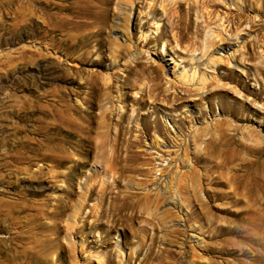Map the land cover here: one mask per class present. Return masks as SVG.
I'll use <instances>...</instances> for the list:
<instances>
[{"label":"rangeland","instance_id":"1","mask_svg":"<svg viewBox=\"0 0 264 264\" xmlns=\"http://www.w3.org/2000/svg\"><path fill=\"white\" fill-rule=\"evenodd\" d=\"M88 1L0 0V264H21L42 241L48 257L61 258L52 264H102L100 257L111 264H264L263 229L238 221L233 213L241 204L233 205L225 194L235 177L258 178L264 185V0H216L215 7L204 0H107L108 25L98 40L88 38L87 29L76 32L74 40L70 9H86ZM178 1L193 6L182 39L171 24L174 17L166 16ZM244 1L248 19L240 22L235 6L242 11ZM153 3L155 13H150ZM82 37L88 39L85 46ZM123 42L130 43L129 50L118 54L117 44ZM156 69L158 76L150 73ZM94 79L98 93L108 92V101L99 102L96 91L90 94L88 83L82 86ZM90 95L93 113L99 112L97 104L114 106L105 155L119 125L125 139L136 134L143 142L122 151L138 157L143 170L136 178L151 180L140 187L131 183L130 190L156 185L166 190L173 177V187L186 192L196 185L204 200V189L209 190L205 215L176 198L179 217L158 225L145 204L132 222L146 231L143 241L120 222L93 215L96 203L98 209L103 206L101 180L107 186L115 174L107 158L103 164L95 160L94 145L80 132L67 133V108L86 107L84 98ZM213 137L216 142L206 149ZM94 170L99 176L92 195L78 209ZM218 191L222 194L216 197ZM262 194L255 206L264 213ZM166 196L157 212L171 206ZM59 198L56 219L51 213ZM73 221L76 228L67 229ZM175 225L183 233L171 232ZM52 236L53 242L46 240Z\"/></svg>","mask_w":264,"mask_h":264},{"label":"bare ground","instance_id":"2","mask_svg":"<svg viewBox=\"0 0 264 264\" xmlns=\"http://www.w3.org/2000/svg\"><path fill=\"white\" fill-rule=\"evenodd\" d=\"M204 1H205V4H207V6L215 7V6L219 5L216 2V0H204ZM106 4H107V0H91V1L86 2V5H85L86 9L83 8L82 10L77 9L74 5H72V7L70 9V28L72 31H74V33L72 34V38L74 40H76V38H77L76 35L78 33L76 34V32H79L80 30H84V29L85 30L87 29L86 31L89 30V33L86 32L87 34L90 35L88 38L94 37L95 39L98 40V37L102 34L103 29L105 27L107 28V25H108V23L105 19V16H104L105 13L103 11V6ZM155 5H156V3H153L152 5H150L151 6L150 7V13H155ZM235 7L239 10V13H238L239 21L241 20V18H243V20L248 19V14H245V9H247V7H248L247 5H245V1H244V7L242 8V11H241V7H238V5ZM192 9H193V6L189 5V6L185 7L183 2L178 1L175 3L173 8L166 13V16L170 15L171 17H174L173 20L171 21V24L173 25V27L176 28V35L179 39H182L184 37L187 38V34H188V30L190 28L191 22L187 21L186 17L190 15ZM123 13H125V12H123ZM80 17L82 19L79 20L78 18H80ZM108 19H110V18H108ZM123 19H124V23H125L127 21V18L125 17ZM125 25H128V24L125 23ZM111 27H113V26H111ZM80 33H81V31H80ZM223 39L225 40V38H223ZM87 40L88 39L83 38L80 41L81 45L82 46L87 45L88 44ZM129 40H130V38H129ZM108 44L110 45L111 42L108 41ZM129 44H126L124 42L117 44V53L118 54L122 53L124 50H126L128 48ZM73 45H75V44L73 43ZM226 49H227V47H225V46L219 48V50H226ZM127 50H129V49H127ZM124 53H126V51ZM88 57H89V55L86 56V58H88ZM212 63H213V61H212ZM150 73H155V76H158V69L151 71ZM192 75H191L192 76L191 80L194 78L195 74H192ZM186 78H187L186 74H183L182 75V81H185ZM104 79H105V81L104 80L103 81L107 85V83H109V79L108 78H104ZM87 83L89 84L90 94L91 93L93 94L94 91H96L95 95L96 96L98 95V97H99L98 99H100L99 102L106 100V99L108 101V98H110V97H108V92L104 91V92L98 93V91H97L98 87H97V83H96L95 79L90 80L89 82H84V84L82 86H86ZM105 84H104V86H106ZM156 85H157V83L153 84L154 87ZM105 90H106V88H105ZM72 91L75 92V90H72ZM92 96H94V95H92ZM92 99H91V95H90V99H88V100H87V98H84V101L87 104V106L84 108L78 107L74 103L69 105V108H67L69 110L68 121H67V127H68L67 133H68V135L76 136L78 134V132H80L81 136L84 137L85 141H88L94 145L95 160H97L98 162L99 161L102 162V160L107 158V161H110V166H109L110 170L113 171V173L116 175V176L115 175L113 176L112 182L110 184H108L107 186L103 184L105 182V180H103V181L101 180L100 185H99V195H100V199H101L100 202L103 203V206H102V208L99 207V209H98V205L100 203L98 202V205L96 203V205L94 206V209L91 211V212H93V215L95 217H97V219H99V217H106L107 221L111 220L112 224H113V222H117V223L120 222L121 225L128 227V229H130L132 231V236L137 237L138 240L140 239V241H143L145 239L147 233L145 230H140L139 228L138 229L133 228L132 222L134 219L140 217L138 215V213H140V211L141 212L145 211V210L142 211L143 210L142 207L145 206V204L148 205L146 207L151 206L153 208V210L155 211V212H153V210H152L151 213H153V215L152 214L151 215L153 217L155 216L158 218V222H157L158 225L165 223L167 220H171L173 217H179V216H177L178 214L176 212V209H177L176 207H178L180 203H178L179 200L177 201L176 198H180L182 204L186 203L185 206L193 207V208H194V206L198 207L200 209L199 212H201L203 215H205V213L207 212L208 207H209V199L212 198V194H210L209 190L204 189V191L206 193V197L208 199V200H204L200 196V194H199L200 189L196 185L187 186V187H192V190L191 191L187 190L186 192H184L183 190H179V188H177V187L176 188L173 187V185H172L173 184L172 183L173 177H170V179H169V183L171 184V185L169 184L170 186L164 185V187H168L166 190H165V188L164 189L159 188V186L156 184H155L156 185L155 189H153V188H151V189L146 188L145 189V187L143 186V187H141V189L144 188L143 190H139V189H135V191H133V189L130 190L131 188H129V186L131 183L132 184L135 183L137 185V187L138 186L140 187L142 185H146L147 182L151 181L148 178H139V179L136 178L135 174L136 173L139 174V172H141L143 170L141 165L136 164L138 157L129 158V156L126 154L122 155V151L125 150L127 152L128 146L136 144V143H143V142H141V139L139 137H137L136 134H135L133 139H130V138L125 139L123 127L121 129L120 127L122 125H119V128L116 129V132L114 133L112 143L110 144L111 153L110 154L107 153L105 155L104 150L107 149L109 141H110L109 140V133L111 130V125H110L111 121L110 120H111V113L113 112L112 107H114V106H112V104H110L109 106L107 104L105 106V105H103L104 103L102 102L103 103L102 105H101V103L97 104L99 112L93 113L94 111L93 112L91 111V108H92L91 100ZM106 103H109V102H106ZM115 106H116V104H115ZM93 109H94V107H93ZM56 117L59 118V110L58 109L56 110ZM119 120H120V116H119L118 121L116 120L117 124L120 123ZM134 125H136V124H134ZM117 127H118V125H117ZM219 129H221V127ZM157 139H158V137H157ZM191 139L195 143V145L198 146L199 138L197 139V137L195 138L193 136ZM215 142H216V138L213 137L212 140L210 138V140L208 142H206V144H205L206 149L208 148V145H213ZM123 147H125V149H123ZM185 155H187V154L184 153V156ZM102 164H103V162H102ZM144 166H145V164H144ZM96 171L94 170V172H92L90 174V176L87 178V180L85 182L86 183L85 191L83 190V192L80 193L79 200H77V201H79V204L77 202V204H78L77 207L79 205H80V207H82L83 206L82 203L85 201V199L86 198L88 199L92 195V191H93L92 189L95 186V185L93 186V184H95L94 182L96 181V179L99 176V172H96ZM105 173L106 172H104V174ZM109 173H111V172H109ZM103 176H106V175H103ZM235 178H232V181L230 183V186H229L230 191H227V193H225L226 195H229V198L233 199L231 202V203H233V205L234 204H237V205L241 204V210L237 214L236 213H233V214L237 217L238 221L239 220L245 221V222L255 226L258 229H263V231H264V213L261 212V210L258 206H255V203L260 198H262V196H263L262 193H264V189H263L264 185L262 184V180L258 179V178H254V177H252L250 179H247L246 177L241 178V179L239 177H235ZM162 181H164V179ZM167 181H168V179H167ZM85 183H84V185H85ZM152 183H153V181H152ZM91 186H93L92 189H91ZM218 192H216L214 194V195H216V197H219L222 194V193H220V192L218 193ZM166 194L169 196V198L171 200L169 202V204L171 206H168V207L160 210L159 212H157L159 205L166 199V197H167ZM67 198H69V196ZM59 199H57V200L55 199L54 209L51 213L56 219H57V217H60V214H61V212L57 210V208L60 207V202H61V199L60 200ZM174 199H176V201ZM249 200H253L254 202L251 204L249 202ZM66 202H67V200H66ZM70 206H74V205L71 204ZM80 207H78V209H80ZM179 209H181V207ZM80 211L81 210H79V213H80ZM147 211H148V209H147ZM76 212H78L77 209H76ZM235 212H237V210ZM79 213H76V214L78 215ZM148 213H149V211H148ZM196 213H198V212L196 211ZM74 214L72 216H75ZM147 215L149 216V214H147ZM203 215H201V216H203ZM70 216L71 215H69V217ZM72 216L70 218H72ZM152 219H154V218H152ZM186 220H187V218H186ZM194 220H195V218H194ZM155 221H157V220H155ZM54 222L58 223L59 227H61L60 222H57V221H54ZM150 222H151V220L146 222V223L150 224ZM191 225L192 224H190V226ZM74 226H75L74 221H73V223L67 222L65 225V227L67 229H70V228L72 229ZM76 226H77V224H76ZM76 226L74 228H76ZM198 226H200V225H198ZM156 227H157V225L154 224L153 228L155 229ZM188 227H189V225H188ZM110 228H112V226L107 227V229L104 231L105 232L104 237L108 236ZM193 228H194V226H193ZM53 229H54V227H53ZM195 229H196V227L194 228V230ZM183 231L184 230L182 228H179L177 225L173 226V228L171 229V232H175V233H183ZM52 237L53 238H49L46 240H50L51 242H53L54 236H52ZM154 238H155V235L152 236V239H154ZM142 244H143V242H142ZM33 249L34 250H32L31 252L27 253L26 256H24L25 261L23 260V257L21 258L22 259L21 264H29V261L34 262V264H52V262L54 260H58L61 263V260H60L61 258L59 255L57 257H53V256L48 257L47 256V253L45 250V245H44L43 241L40 242L39 247L37 245H35V247ZM134 252H136V251H134ZM144 256L145 257L143 260L148 259V255H144ZM68 258L70 259V262H76V260L74 259V257L72 255L69 254ZM100 258H101L100 262H102V264H111V262L109 260H107L103 257H100ZM6 260H7V258H6ZM118 264H121L119 262V260H118Z\"/></svg>","mask_w":264,"mask_h":264}]
</instances>
